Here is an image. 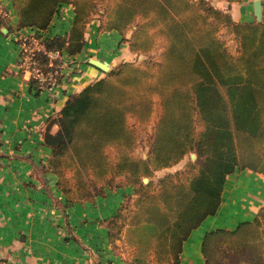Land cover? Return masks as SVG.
I'll list each match as a JSON object with an SVG mask.
<instances>
[{
    "label": "trees",
    "instance_id": "1",
    "mask_svg": "<svg viewBox=\"0 0 264 264\" xmlns=\"http://www.w3.org/2000/svg\"><path fill=\"white\" fill-rule=\"evenodd\" d=\"M13 2L17 29L48 32L60 5L71 4V29L44 37L48 49L69 55L85 47L86 28L96 16L100 31H118L133 52L148 53L163 41L156 58L124 60L84 81L50 119L44 143L51 148L48 168L67 204L93 201L125 184L135 188V207L125 213L124 200L108 219L110 241L121 239L127 252L129 241L134 245L128 264H180L192 231L218 212L229 175L246 169L264 175V17L236 20L209 0ZM222 25L230 26L238 53L218 34ZM39 60L49 68L45 54ZM157 102L161 114L149 151L141 156L131 119L144 128ZM192 151L198 157L187 161L184 178L162 176L157 189L152 181L144 183V176ZM110 173H126L129 182L116 183ZM124 213L123 224L116 223ZM202 253L206 264H264V203L252 219L208 230Z\"/></svg>",
    "mask_w": 264,
    "mask_h": 264
},
{
    "label": "crops",
    "instance_id": "2",
    "mask_svg": "<svg viewBox=\"0 0 264 264\" xmlns=\"http://www.w3.org/2000/svg\"><path fill=\"white\" fill-rule=\"evenodd\" d=\"M0 2L11 12V17L0 16V264H128L109 239L107 221L118 212L125 195L135 193L134 187L125 184L93 201L67 204L56 174L48 168L51 148L44 143V131L70 93L82 88L84 81L103 76L104 72L88 63L91 57L106 59L114 67L136 53L118 31H100L96 16L86 28L85 47L71 55L79 67L73 72L64 67L51 95L18 67L20 49L14 35L18 12L13 0ZM59 8L49 35L71 29L73 6L63 3ZM225 10L236 20H256L253 0L228 2ZM21 30L31 33L37 28ZM58 127L54 123L52 131ZM236 173L250 174L247 186L245 181L235 183L228 192L233 188L236 192L230 195L225 188L218 212L206 218L184 243L180 264H206L202 253L205 233L231 227L229 221L252 219L263 205L264 177L249 169ZM246 187L250 191L241 192Z\"/></svg>",
    "mask_w": 264,
    "mask_h": 264
},
{
    "label": "rangeland",
    "instance_id": "3",
    "mask_svg": "<svg viewBox=\"0 0 264 264\" xmlns=\"http://www.w3.org/2000/svg\"><path fill=\"white\" fill-rule=\"evenodd\" d=\"M209 1H211L216 6H219V7L223 8L225 10L228 2H233V1L235 2L236 0H209ZM217 4H219V5H217ZM7 17H11V16H7ZM218 34L220 35V37H222L226 41V43H227V45H228V47H229L231 52L238 53V42H237V40L235 38V35L231 31L230 26L227 27V26L222 25L220 30H219V32H218ZM162 45H163V41L161 39H158L155 49H152L148 53L140 52V53H142V56H140V53L135 52L136 54H135V57L133 59L136 62H138V63H142L145 59H148L151 56H154L156 58V56L161 52L160 47ZM105 73L106 72H104L102 75H105ZM160 114H161V106L157 102L156 105H155L154 113H153V115L151 117V121L144 128L142 126H139L135 122V120L131 119V123L134 126V128L136 129V132L138 134V139H137L135 150L141 156H145L148 153V151H149V148H150L151 142H152V138H153V135H154V131H155V126H156V123L158 122ZM111 154L114 155L113 152H111ZM196 154L197 155H196L195 159H192L191 155H188L183 160H181L179 163H177V164H175V165H173L171 167L158 169V170L154 171L152 175L144 176V177H148L149 178L148 181H144V177H143L144 183L152 181L153 182L152 183V188L157 189V188H159V185H158L159 178L162 177V176H165L167 174H173L175 176L174 177L175 179H177V176H180V177L184 178L185 175L187 174L186 170L188 169L186 163H187V161L189 159H191L192 161H195L197 159V157H198V153H196ZM237 171L238 170L234 171L233 173H231L229 175V179H228L229 183H228V185H230V186L225 187V188H227L228 195L233 194L234 192H236V190L234 188H233V190H234L233 192L230 193L228 191H232L231 187H233V185L235 183L237 184V182L245 181L244 183H246V184H243V185H244V187H245V185L247 186V182H248L247 178H248V176L250 174L246 175V176H245V174H243L244 176H242V174L240 175V173H236ZM261 176L264 177L263 174H261ZM109 177L116 183L124 184V183H128L129 182L128 174H126V173H122V174H112V173H110ZM245 189H247V187L246 188H240L241 192H242V190L246 191V193L250 191V190H245ZM134 191H135V188H134ZM130 194L131 195L127 196V198L125 199V203L128 204V207H127V210L125 211V213H127L130 209H133L135 207L136 198L138 196V194L136 192L134 194L133 193H130ZM239 195H240V197H245V195H243V193H241ZM125 213L123 214L124 216H122V218H119L115 222L120 224V225L123 224L124 217L126 215ZM238 222L239 221H229L228 225H230L231 227L232 226L234 227V226H236V223H238ZM107 223H109V221H107ZM112 243H113L114 248L120 249L123 252V255L126 258L128 256L129 257L132 256V254H133L132 250L134 249V245H131L130 241H129V245H128V250H129L128 252L126 251L125 243H123V241L121 239H116V241L112 242Z\"/></svg>",
    "mask_w": 264,
    "mask_h": 264
},
{
    "label": "built area",
    "instance_id": "4",
    "mask_svg": "<svg viewBox=\"0 0 264 264\" xmlns=\"http://www.w3.org/2000/svg\"><path fill=\"white\" fill-rule=\"evenodd\" d=\"M0 16H11L10 10L0 2ZM49 33L47 30H36L31 33L15 28L14 35L18 42L20 55L17 65L28 80L35 79L41 89H46L54 94L59 85L64 67H70L71 72L77 70L80 62L71 55L67 56L64 50L48 49L44 37ZM39 53L48 58L49 68L45 69L39 60Z\"/></svg>",
    "mask_w": 264,
    "mask_h": 264
},
{
    "label": "water",
    "instance_id": "5",
    "mask_svg": "<svg viewBox=\"0 0 264 264\" xmlns=\"http://www.w3.org/2000/svg\"><path fill=\"white\" fill-rule=\"evenodd\" d=\"M253 3H254V15L256 17V20L258 22H261L263 20V17H264L263 0H253ZM140 56H142V53L140 54ZM90 62L93 63L94 65H96L97 67L101 68L105 72H110L113 68L112 65L110 64V62L106 59H103V58L91 57ZM81 80L84 81L85 77H83ZM196 153L197 152H195V151L190 153L192 159L196 158V155H197ZM148 180H149L148 177H144V181H148Z\"/></svg>",
    "mask_w": 264,
    "mask_h": 264
}]
</instances>
